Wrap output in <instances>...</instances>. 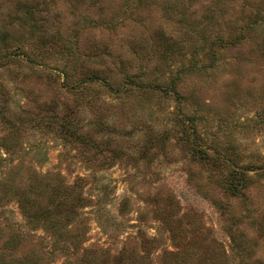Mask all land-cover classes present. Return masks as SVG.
Masks as SVG:
<instances>
[{
	"label": "rangeland",
	"instance_id": "rangeland-1",
	"mask_svg": "<svg viewBox=\"0 0 264 264\" xmlns=\"http://www.w3.org/2000/svg\"><path fill=\"white\" fill-rule=\"evenodd\" d=\"M0 155V264H264V0H0Z\"/></svg>",
	"mask_w": 264,
	"mask_h": 264
},
{
	"label": "trees",
	"instance_id": "trees-1",
	"mask_svg": "<svg viewBox=\"0 0 264 264\" xmlns=\"http://www.w3.org/2000/svg\"><path fill=\"white\" fill-rule=\"evenodd\" d=\"M137 1H138V3H142L145 0H137ZM258 24H259V22L258 23H253V28L256 27ZM43 39H44V37H43ZM43 39H42V41L44 43H47L50 47L51 46H55V47L59 48L60 50L65 51L67 54L69 52H71L70 51V48L66 45V42L63 39H61V38H58V39H56V38L53 39L52 38V39H44V40ZM234 43H235V41H228L227 42V41H225V39L223 37H218L217 39H215V42L213 43V46L224 47V46H227L228 44H234ZM167 49H168V47H167ZM169 49L171 50V45H170ZM69 54H68L66 60H69V57H70ZM9 57L11 59L14 58L12 54ZM214 59L215 58L213 57L212 60H214ZM64 75H65V81H69L70 78L68 77V75L66 73H64ZM88 80L90 82H93L95 79L89 78ZM85 83L86 82H82V84L75 85L72 88H75L76 90H80V88ZM174 84L175 83L172 80L169 83V86L171 87V89H168V88L167 89H163V87L162 88H158L156 86H152V87H150V89L151 90H158L162 94L174 93L175 92V89H174L175 88V85ZM138 86L143 89V86L142 87L140 85H137L136 86L134 83L127 82L126 86L124 88H122V91H120L119 94L120 95H122V94H128L133 89H136V88L139 89ZM144 89H146V87H144ZM147 89H149V87ZM143 91H145V90H143ZM55 126L57 127V131L60 132L61 134H63L65 137H69V138H74L76 140H80V143L83 144L84 146H88V147H92L93 146L91 144V139H90V137L88 136L87 133L81 134V133H79L80 132L79 130H74L73 129V123L70 120V114H68V115L66 114V115H62L60 117L57 116V117L52 118L49 121L48 125H46V128L48 130H51L52 131L53 130L52 128H54ZM96 148H97V146H96ZM201 150L202 149H200V152H201ZM42 155L44 156V159L46 160L47 156L44 155V154H42ZM215 155H216V158H221V155L219 153H215ZM0 158H2L1 155H0ZM234 171L235 172H241L242 170H241V168H238V169H236ZM37 175H39V174L37 173ZM245 186H246V179H245V177H244L243 174H239V175L233 176V177H231L229 179V182H228V185H227V189L232 194H238L239 192H241V190L243 188H245ZM38 194H39V192H38ZM58 208H59V206H53L52 205L51 207H49L47 209H44V210H42L40 212L46 213L47 214L46 219L51 220V217L53 215V213H51V211L52 210L54 211V209H56L57 211H59ZM21 209L23 211V214L26 217H28L30 220L31 219H35V218H38L37 213L36 212H34V213L29 212L30 209H28V207H26L24 204H21ZM175 255H177V257L179 259L183 260L182 263H187L188 260H189V258H190V256H188V253H186V252L175 253ZM25 262H28V260H25L23 263L25 264ZM204 263L206 264V261H204ZM198 264H202V262H199Z\"/></svg>",
	"mask_w": 264,
	"mask_h": 264
}]
</instances>
